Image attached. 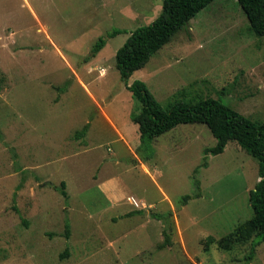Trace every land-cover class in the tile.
Returning <instances> with one entry per match:
<instances>
[{
	"label": "rangeland",
	"instance_id": "rangeland-1",
	"mask_svg": "<svg viewBox=\"0 0 264 264\" xmlns=\"http://www.w3.org/2000/svg\"><path fill=\"white\" fill-rule=\"evenodd\" d=\"M162 2L0 0V264H179L176 244L188 264H264V243L250 262V241L217 246L253 216L258 162L237 144L206 154L216 144L208 128L179 125L142 152L152 158L133 163L140 104L115 53ZM113 30L121 33L109 38ZM100 37L104 48L87 59ZM134 81L162 107L213 98L262 123L264 37L236 0H214Z\"/></svg>",
	"mask_w": 264,
	"mask_h": 264
},
{
	"label": "trees",
	"instance_id": "trees-1",
	"mask_svg": "<svg viewBox=\"0 0 264 264\" xmlns=\"http://www.w3.org/2000/svg\"><path fill=\"white\" fill-rule=\"evenodd\" d=\"M212 1L214 0H163L158 17L149 25L132 31L125 43L116 51L115 67L127 90L140 104V110L131 116V121L138 127L140 143L136 149L137 157L133 158L134 164L144 163L152 158V153L143 156L142 152L158 137L179 125L197 124L205 125L216 141L214 147L205 150L206 154L214 156L222 154L227 144L233 142L257 160L259 181L249 192L248 198L253 216L237 225L232 233L217 242L220 249L230 250L236 243L250 241L249 253L244 259L250 262L256 248L264 243V122H252L213 98L201 99L194 103L176 100L167 107H162L143 82L134 81L130 86L127 85L133 73L143 69L153 55L168 44ZM236 1L248 20L250 31L258 38L264 37V0ZM119 33L120 30H113L108 37ZM105 44L106 39L100 37L92 46L87 59L95 57ZM88 128L89 124L85 125L78 135L83 137ZM60 187L62 195L67 197L64 182ZM198 197L199 195L195 198ZM190 199V196L183 197V204ZM171 216V212L164 216L152 214V218L157 220H166ZM65 236L69 238L68 226ZM206 243L210 245L214 243V239L209 237ZM169 244V239L165 238L158 249ZM64 255H67V251Z\"/></svg>",
	"mask_w": 264,
	"mask_h": 264
},
{
	"label": "crops",
	"instance_id": "crops-1",
	"mask_svg": "<svg viewBox=\"0 0 264 264\" xmlns=\"http://www.w3.org/2000/svg\"><path fill=\"white\" fill-rule=\"evenodd\" d=\"M103 193V196H104V198L106 199V201L108 200L109 202H110V207L109 208H115L116 207V204L118 203V201L117 200H115V199H113V200H111L112 198H113V192H110V191H106V192H102ZM163 199H165V195H163ZM117 201V202H116ZM136 206V203H134L133 204V206ZM137 212H140V213H143V212H141V211H135V212H133L132 214H140V213H137ZM168 212H171V211H168ZM167 213V212H166ZM165 213V214H166ZM172 213V212H171ZM153 214H155V213H153ZM165 214H155V215H157V216H164ZM152 215V214H151ZM152 217V216H151ZM155 221H161V220H157V219H155V218H153ZM164 233V232H163Z\"/></svg>",
	"mask_w": 264,
	"mask_h": 264
},
{
	"label": "water",
	"instance_id": "water-1",
	"mask_svg": "<svg viewBox=\"0 0 264 264\" xmlns=\"http://www.w3.org/2000/svg\"><path fill=\"white\" fill-rule=\"evenodd\" d=\"M174 252L177 256V261L179 264H188L187 258L179 244L174 245Z\"/></svg>",
	"mask_w": 264,
	"mask_h": 264
}]
</instances>
